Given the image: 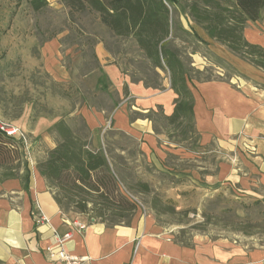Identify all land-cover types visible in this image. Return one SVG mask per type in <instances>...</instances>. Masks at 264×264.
Listing matches in <instances>:
<instances>
[{"label": "crops", "instance_id": "obj_1", "mask_svg": "<svg viewBox=\"0 0 264 264\" xmlns=\"http://www.w3.org/2000/svg\"><path fill=\"white\" fill-rule=\"evenodd\" d=\"M58 1L47 0L49 5ZM195 30L210 44L212 53L227 58L246 78L200 81L193 76L188 80L194 96L193 131L202 150L214 153L217 160L214 172L210 158H205L203 166L196 169H180L178 165L186 159L196 160L191 150L169 140L171 131H175L163 116L173 113L177 98L170 78L164 82L163 72L158 70L163 77L158 88L134 78L115 62L102 41L93 48L97 65L85 73V79L96 72L103 76L108 88L101 84V95L112 97V107L85 105L77 112L88 125L96 149L102 148L103 133L111 128L135 139L145 160L178 179L180 184L191 182L213 191L232 186L258 194L264 189V71L234 55L202 28ZM62 37L48 39L42 54L50 73L60 81H68L71 75L61 62ZM190 56L194 60L189 62L191 67L199 65L201 70L209 66L206 56L197 52ZM57 120L44 118L31 133L52 131ZM55 146L56 141L48 147ZM29 170V177L22 170L18 177L0 181V262L64 264L57 251L59 239L69 233L70 237L62 242L63 249L88 258V264H264V245H250L238 238L205 236L182 242L157 224L142 205L137 206L129 222L118 224L71 216L61 209L37 162L29 160ZM33 211L43 214L46 221L37 224ZM74 221L88 224L79 230Z\"/></svg>", "mask_w": 264, "mask_h": 264}, {"label": "rangeland", "instance_id": "obj_2", "mask_svg": "<svg viewBox=\"0 0 264 264\" xmlns=\"http://www.w3.org/2000/svg\"><path fill=\"white\" fill-rule=\"evenodd\" d=\"M30 1L0 0V123L23 130L25 138L18 139L24 142L26 158L39 162L46 158L49 144L54 141L57 144L59 140L55 130L47 129L39 135L31 133L42 119L64 118L79 132L84 121L77 112L79 108L85 105L112 107V97L101 95L100 85L108 88L103 76L96 72L85 79V73L97 65L93 51L96 43L102 41L115 62L134 78L155 79L159 71L147 67L146 58L134 48L131 39L117 41L112 37L96 15L89 12L71 15L62 0L35 11ZM177 8L176 37L171 46L187 65L190 60L194 62L190 56L193 52L208 58L209 66L201 69L205 71L197 74L198 78L230 80L239 76L245 80L227 58L210 51V44L199 43L200 38L193 28L200 30L201 27L190 19L183 6L177 5ZM245 34L264 45V17L248 24ZM57 36H63L61 62L71 75L68 81H60L50 73L42 54L43 44ZM192 67L200 70L199 65ZM162 76L164 82L169 78L165 72ZM162 76L159 73V81ZM116 100L119 101L117 96ZM170 129L173 130L172 126ZM181 132V129L171 131L169 140L191 150L196 161L186 159L178 164L180 169L202 167L204 159L210 158L214 172L217 164L214 153L202 150L195 131H188L184 136ZM101 152L123 193L137 206L142 205L157 224L182 242H193L196 237L205 236L238 238L250 245H264V189L252 194L232 186L213 191L191 182L180 184L169 173L151 166L135 139L111 128L103 133ZM144 185L149 186V191ZM118 194L123 195L120 190ZM118 202L110 195L109 204L115 211L120 210ZM65 212L83 218L93 216L107 224L129 222V218H114L112 211L98 217L91 206L87 212H80L71 205Z\"/></svg>", "mask_w": 264, "mask_h": 264}, {"label": "trees", "instance_id": "obj_3", "mask_svg": "<svg viewBox=\"0 0 264 264\" xmlns=\"http://www.w3.org/2000/svg\"><path fill=\"white\" fill-rule=\"evenodd\" d=\"M62 1L69 7L71 15L82 12L96 15L117 41L132 40L134 48L146 58L148 68L168 73L177 98L173 113L163 118L174 131L181 129L183 136L188 131L193 132L194 96L188 80L194 76L201 81L197 74L201 75L205 70H196L187 65L180 53L171 46L176 37L174 25L177 5L183 6L190 19L209 37L226 46L242 60L264 71V46L250 42L245 36V28L249 22L263 19L264 0ZM30 4L33 10L40 11L48 2L31 0ZM193 31L199 36L195 28ZM199 38L207 43L200 36ZM157 76L159 77V72ZM158 77L139 78L158 88ZM210 79L208 77L206 80ZM81 124L82 128L78 132L64 118L54 122L52 128L57 132L59 140L54 148L48 150L46 158L37 162L39 172L54 192L63 212L69 210L71 205L80 212H87L88 206H91L98 217H102L105 211H112L114 218L131 220L137 208L136 202L123 193L117 178L108 168L101 148L93 147V137H90L88 125L85 121ZM24 148L22 140L0 130V181L16 178L22 170L29 177V161ZM144 189L149 191V186L144 185ZM119 190L122 196L118 194ZM110 195L119 200V211H115L109 204ZM88 219L89 222L93 219L96 221L93 216Z\"/></svg>", "mask_w": 264, "mask_h": 264}, {"label": "built area", "instance_id": "obj_4", "mask_svg": "<svg viewBox=\"0 0 264 264\" xmlns=\"http://www.w3.org/2000/svg\"><path fill=\"white\" fill-rule=\"evenodd\" d=\"M0 130L5 132L8 136H12L16 139H18V138L24 139L25 138V134H24L23 130H21L20 128H17L15 126H11L9 124L3 123V122L0 123ZM33 216H34L37 224H41L44 221H46L45 216L43 214H41L40 212L33 211ZM94 220L95 219H93V221ZM74 224L77 226V228L79 230H83L84 228L87 227L88 222L74 221ZM69 237H70V234L68 233L63 238L59 239V242L61 244H60L58 251H57L58 258L62 262H64V264H88L87 263L88 258L71 254V253H69L63 249L62 242H64Z\"/></svg>", "mask_w": 264, "mask_h": 264}]
</instances>
